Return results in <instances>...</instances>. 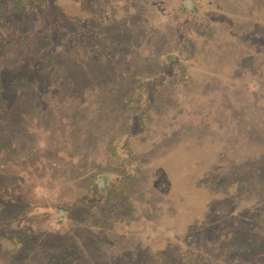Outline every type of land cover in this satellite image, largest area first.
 Wrapping results in <instances>:
<instances>
[{
  "label": "rangeland",
  "instance_id": "rangeland-1",
  "mask_svg": "<svg viewBox=\"0 0 264 264\" xmlns=\"http://www.w3.org/2000/svg\"><path fill=\"white\" fill-rule=\"evenodd\" d=\"M0 264H264V0H0Z\"/></svg>",
  "mask_w": 264,
  "mask_h": 264
}]
</instances>
